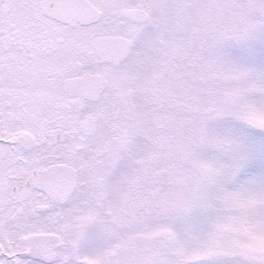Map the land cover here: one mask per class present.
Instances as JSON below:
<instances>
[{
	"label": "snow or ice",
	"instance_id": "obj_1",
	"mask_svg": "<svg viewBox=\"0 0 264 264\" xmlns=\"http://www.w3.org/2000/svg\"><path fill=\"white\" fill-rule=\"evenodd\" d=\"M0 264H264V0H0Z\"/></svg>",
	"mask_w": 264,
	"mask_h": 264
}]
</instances>
